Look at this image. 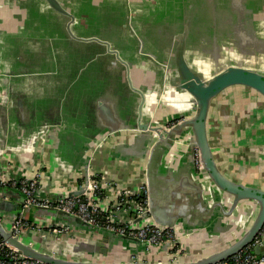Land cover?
Instances as JSON below:
<instances>
[{"label":"crops","instance_id":"1","mask_svg":"<svg viewBox=\"0 0 264 264\" xmlns=\"http://www.w3.org/2000/svg\"><path fill=\"white\" fill-rule=\"evenodd\" d=\"M58 1L72 19L45 0H0V176L40 172L39 196L55 199L75 192L88 162L102 187H144L157 218L179 225L176 247H146L35 206L22 213L20 240L103 263H191L237 240L256 215L255 201L231 209L232 198L195 172L191 127L154 146L137 120L171 127L192 118V97L165 85L176 83L178 53L202 72L220 55L212 54L216 47L238 58L255 54L264 40V0ZM226 9L236 11L234 18ZM206 134L226 178L264 189L261 94L242 85L220 92L210 102ZM0 191L8 194L0 197V225L8 231L22 195L13 187ZM62 225L68 230L52 231Z\"/></svg>","mask_w":264,"mask_h":264},{"label":"water","instance_id":"2","mask_svg":"<svg viewBox=\"0 0 264 264\" xmlns=\"http://www.w3.org/2000/svg\"><path fill=\"white\" fill-rule=\"evenodd\" d=\"M46 3L56 11L57 13L61 15H65L70 17L71 19L73 16L66 11L61 3L58 0H45ZM225 12L227 13V16L230 18H234L236 11L226 9ZM249 14V13H248ZM245 32L243 33V35ZM246 37V36H245ZM253 42H256L255 38L253 39L252 36H250ZM87 40H92L94 38H85ZM80 40H84L81 39ZM250 40L249 36L247 37V42ZM102 44H105L106 48L109 49V43L108 42H101ZM256 45L259 46V50L255 51L256 53L246 50L244 51V57L241 56V58H238L236 56H230L229 49L222 50L220 49L219 52H217V47L214 49L212 54H219L218 56H215L212 58V62L207 64H203L202 68L204 72L197 69L196 66H190L186 60L183 57V52H179L177 58L175 61L178 65V73H177V80L176 83L171 84L169 82H165V85L169 86V88H174L176 91V88L181 90V92L188 93L192 100L194 101L196 108L195 113L192 118L186 119L184 116L180 119L178 123L171 127H165L164 125H158L154 123H141V118H138L137 120V127L140 130L146 131L151 134V136L154 138V146L159 142L166 139L169 134L174 131L175 129H180L183 127H191L194 134V145L192 147V151L194 153V149H198L199 155H200V162L201 167L197 170L194 164V158H193V166L195 168V172L199 174V176H203V174L209 178V181L215 185L218 189L226 192L229 197L232 199L230 200V206L231 209L237 204L239 200L242 199H249L255 201L257 205V212L253 219H251V222L246 227V230L243 232V234L237 238L234 242L229 243L225 248L212 253L204 258L199 259L198 261L191 262V263H149V262H139V261H129L125 263H103V262H96V261H76V260H70L66 259L62 254L59 253H47L42 252L34 249L32 245L22 242L20 240V236H12L10 230L6 231L4 230L0 225V237L5 240L7 243L15 246L18 248L23 254L42 260L44 262L50 263V264H211L216 261L222 260L224 258H227L231 256L232 254L236 253L238 250H240L242 247L246 246L254 236L257 234V232L264 226V189L254 188V187H247L244 185H240L238 183H235L233 181H230L228 178H226L218 169L212 154L210 150V146L207 140V134H206V118L207 113L209 109V105L211 100L216 97L220 92L225 91L231 86L234 85H242L245 87H248L249 89H253L259 94H261L264 97V51L262 47H264V40H260ZM229 46V45H228ZM112 52H115L114 50H111ZM224 53L228 55H224ZM253 56V57H251ZM121 60L123 63V60ZM198 61V60H197ZM200 62V61H199ZM214 67L215 69H213ZM129 85L132 86L130 79L128 78ZM132 88H134L132 86ZM168 88V89H169ZM165 90V89H164ZM171 89L165 91L164 93H169ZM163 93V94H164ZM169 95H171L169 93ZM172 96V95H171ZM164 97V96H163ZM168 139V138H167ZM88 163V162H87ZM84 164V173H86L88 164ZM86 175L84 174V177ZM149 184V182H148ZM196 189L197 187L194 186ZM194 188V189H195ZM82 189H79L78 191H75L74 193H80ZM150 190V186H149ZM8 192V191H6ZM19 196H21L20 192H17ZM6 201V199L2 200ZM20 201V200H19ZM148 203V209L147 213L151 216L154 222L157 224L164 226V227H174L179 228V225L177 223H164L160 221L155 212L152 209V203H151V197L149 195V201ZM15 212L18 214V212L21 210V201L19 203H16L15 206ZM56 213L59 215L70 217L72 218L76 223H80L85 227H90L93 229H99L96 227H93L87 222H84L80 220L78 217H73L72 215L63 212V211H56ZM15 215H13L14 217ZM64 226V225H62ZM99 230H102L101 228ZM103 231H105L103 229ZM108 235H113L114 233L106 231ZM117 237L127 240L136 241L137 243H141L144 246L147 247L146 244L140 242L138 239L126 237V236H119ZM254 252L256 254H264V246L261 247H255Z\"/></svg>","mask_w":264,"mask_h":264},{"label":"built area","instance_id":"3","mask_svg":"<svg viewBox=\"0 0 264 264\" xmlns=\"http://www.w3.org/2000/svg\"><path fill=\"white\" fill-rule=\"evenodd\" d=\"M194 164L198 170L201 167L198 149H194ZM86 176L82 177L77 189L80 193H63L55 199L39 196L38 178L40 172L33 177L18 179L0 176V190L13 187L22 195L21 210L12 218L10 232L12 236H20L25 221L22 213L25 208L35 206L39 208H52L56 211L66 212L73 217L89 223L93 227L104 229L119 236L138 239L147 246L166 244L171 250L176 247L177 229L164 227L153 221L147 213L148 203L144 187L136 191L118 187L108 182L102 187L100 174L92 173L87 168ZM111 189V192L107 190ZM8 194H2L4 198ZM67 226L52 228L54 233L65 232ZM264 246V226L257 232L252 241L236 253L211 264H264V254H256L255 247ZM172 257L170 261H174ZM160 262V261H159ZM162 263V262H160ZM0 264H50L42 260L23 254L18 248L7 243L0 237Z\"/></svg>","mask_w":264,"mask_h":264}]
</instances>
